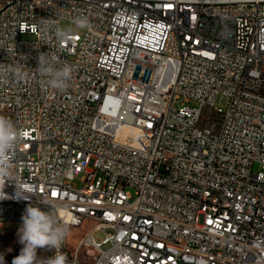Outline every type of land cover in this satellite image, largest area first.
I'll return each instance as SVG.
<instances>
[{"label":"built area","instance_id":"2783aa9c","mask_svg":"<svg viewBox=\"0 0 264 264\" xmlns=\"http://www.w3.org/2000/svg\"><path fill=\"white\" fill-rule=\"evenodd\" d=\"M80 16L69 41L41 31ZM40 52L72 66L64 92ZM0 64L29 74L0 83L23 133L0 231L54 200L93 223L68 264H264V0H0Z\"/></svg>","mask_w":264,"mask_h":264},{"label":"clouds","instance_id":"9594fccd","mask_svg":"<svg viewBox=\"0 0 264 264\" xmlns=\"http://www.w3.org/2000/svg\"><path fill=\"white\" fill-rule=\"evenodd\" d=\"M44 19V18H42ZM41 31L51 33L58 43L69 41L77 30L89 27L87 17H75L70 24L61 25L58 21L44 19ZM35 71L46 78L47 85L59 92L70 86L73 69L71 65H59L58 57L50 52H40L37 57ZM8 74L17 80H24L28 73L17 67L0 64V83L6 82ZM23 133L16 124L0 116V183L14 177L13 158L19 148ZM17 191L19 190L16 186ZM32 196L21 195L20 198L30 200ZM4 189H0V200L5 199ZM41 205L44 207L42 208ZM45 208L47 210H45ZM21 225L17 230V242L21 245L19 254L11 264H68V258L60 249L64 246L71 233V224L75 221L68 217L62 205L54 200H44L35 204L29 203L21 216ZM51 251L53 255L42 257L39 251ZM0 264H6L4 253H0Z\"/></svg>","mask_w":264,"mask_h":264},{"label":"rangeland","instance_id":"374dc122","mask_svg":"<svg viewBox=\"0 0 264 264\" xmlns=\"http://www.w3.org/2000/svg\"><path fill=\"white\" fill-rule=\"evenodd\" d=\"M71 23L69 19H63L61 21V25H68ZM85 32L84 30H77L76 33L82 34ZM191 105H194L192 103ZM77 186L79 187L80 184L77 182ZM133 200L136 198L135 190L133 188H129ZM5 232V227H8ZM20 225L17 224H3V233L0 234V244H3V251L6 254L7 258H14L17 256V250L13 249V245L17 244V230ZM93 228L92 222H87L81 227H72L70 236L68 237L69 246L73 249L79 244L83 236L88 233ZM94 237L98 240H102L105 237V234L101 231H96L94 233ZM108 246L105 245L103 248L106 249Z\"/></svg>","mask_w":264,"mask_h":264},{"label":"water","instance_id":"95a60500","mask_svg":"<svg viewBox=\"0 0 264 264\" xmlns=\"http://www.w3.org/2000/svg\"><path fill=\"white\" fill-rule=\"evenodd\" d=\"M137 70H140L141 67L140 66H137L136 67ZM134 76V77H140L141 80H147V81H151L152 78H153V72L152 71H148L146 69H142V72L141 74L139 75L138 71L136 72H132V71H128L127 72V76Z\"/></svg>","mask_w":264,"mask_h":264},{"label":"bare ground","instance_id":"6f19581e","mask_svg":"<svg viewBox=\"0 0 264 264\" xmlns=\"http://www.w3.org/2000/svg\"><path fill=\"white\" fill-rule=\"evenodd\" d=\"M8 224H17V225H21L22 221L21 220H12L10 222H7ZM7 223H4V224H7ZM1 232L3 233V231H0V234ZM20 248H21V245L19 243L13 245V249L17 250V255L19 254V251H20ZM7 258V257H5Z\"/></svg>","mask_w":264,"mask_h":264},{"label":"crops","instance_id":"0c3cea01","mask_svg":"<svg viewBox=\"0 0 264 264\" xmlns=\"http://www.w3.org/2000/svg\"><path fill=\"white\" fill-rule=\"evenodd\" d=\"M9 227L10 226L5 227V232H6L7 228H9ZM0 253H4V251H3V244H0ZM4 255H5V257H7L5 253H4Z\"/></svg>","mask_w":264,"mask_h":264},{"label":"snow or ice","instance_id":"6c2138e0","mask_svg":"<svg viewBox=\"0 0 264 264\" xmlns=\"http://www.w3.org/2000/svg\"><path fill=\"white\" fill-rule=\"evenodd\" d=\"M169 7H170V6H169ZM52 195H53V196H56V195H57V193L53 192V193H52ZM126 219H127V217H126Z\"/></svg>","mask_w":264,"mask_h":264}]
</instances>
